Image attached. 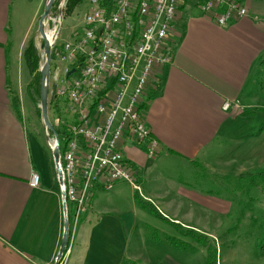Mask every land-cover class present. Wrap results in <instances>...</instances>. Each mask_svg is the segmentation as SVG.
<instances>
[{"label": "crops", "instance_id": "0c3cea01", "mask_svg": "<svg viewBox=\"0 0 264 264\" xmlns=\"http://www.w3.org/2000/svg\"><path fill=\"white\" fill-rule=\"evenodd\" d=\"M29 1L0 0V264H55L64 228L53 154L12 106L11 80L20 75L17 54L29 34L23 27ZM239 1L249 15L221 27L202 13L197 0H183L170 35L173 63L154 70L141 102L160 154L150 159L145 143L131 135L122 140L120 149L135 169L141 193L127 182L111 191L96 187L68 264H147L141 258L161 248L154 244L156 251L148 250L146 242L166 234L153 217L175 226L172 233L201 231L193 225L195 206L211 207L198 197L204 195L203 172L264 177V130L254 132V121L248 122L250 132L240 130L245 118L264 114L259 107L264 89H254L264 81V0ZM33 173L40 176L37 187L30 185Z\"/></svg>", "mask_w": 264, "mask_h": 264}, {"label": "built area", "instance_id": "2783aa9c", "mask_svg": "<svg viewBox=\"0 0 264 264\" xmlns=\"http://www.w3.org/2000/svg\"><path fill=\"white\" fill-rule=\"evenodd\" d=\"M103 2L89 0L85 35L76 44L65 42L61 51L57 32L63 11L51 19L56 35L52 50L56 49L57 58L73 65L82 58L76 69L79 75L57 84V98L68 101L75 117L60 147L63 184H59L63 214L67 210L69 215L70 210L75 224L87 212L96 187L111 191L116 182H127L141 193L135 169L120 149L127 135L146 144L150 159L160 154L159 143L146 126L141 102L154 70L173 63L170 35L183 0H113L112 11ZM197 2L202 13L221 27L249 15L239 0ZM230 107L226 102L223 110ZM54 144H50L51 150ZM39 179V174L33 173L30 185L37 187Z\"/></svg>", "mask_w": 264, "mask_h": 264}, {"label": "rangeland", "instance_id": "374dc122", "mask_svg": "<svg viewBox=\"0 0 264 264\" xmlns=\"http://www.w3.org/2000/svg\"><path fill=\"white\" fill-rule=\"evenodd\" d=\"M47 1L48 0H30L25 4L23 10V27L25 26V28L29 30V34L27 36V43L23 47H21L22 44H20L21 49H19L17 54L19 57L20 75L17 74L16 77L11 80V96L19 97L20 113L22 115L24 114L29 127L30 124H33L35 127L34 130L40 132L44 136L47 142V148L52 153L50 144L55 142L54 137L52 133L46 131L43 124L42 110L40 108L41 95L38 96L36 91H33V89L29 87L32 76L30 75L29 68L23 57L29 41L34 40V46L40 56L41 67L39 70L41 72V68L45 63L44 43L38 32V27ZM67 2L68 0H57L46 22V32L49 34L53 32L54 28L51 19L57 18L59 12L63 11V22L61 26L58 24L57 32V48L59 51L63 50V44L65 42L76 44L83 38L86 32L84 18L90 9L89 0H84L72 14L67 15L65 13ZM61 4H64L62 8H60ZM73 69H75L73 68V63L67 60L62 61L57 58L56 49H53L50 91H52L53 85L61 84V82L67 78V74ZM79 73L80 71H77L70 79L76 78ZM261 87L264 89V81H259L254 89H257L258 93H261ZM262 93L263 96L259 99L261 100L259 102V107H264V92ZM52 100H54V102L51 104ZM263 116L264 114L258 113L257 117L245 118V122L241 123L240 130L246 133L250 132L251 125L248 122L254 121L255 128L253 131H259L261 133L264 130ZM49 117L55 129L61 132L65 129L68 130L69 126L75 123V117L69 110L68 101L64 98L59 99L57 96L55 98L50 96ZM59 140L60 147L62 148L63 141L61 143L60 136ZM199 164L202 168L204 167L202 162H199ZM203 173L207 178L204 179L205 186L202 190L204 195L198 197H202L205 201H209L211 207L207 205L195 206V222L193 224L195 228L201 230L193 229L195 233L199 232V235L204 236L202 240L195 239L194 236L197 235L194 234V236H184L182 233H172V229L176 230L175 226L162 223L160 221L161 219L153 217L158 226L160 223L164 224V232L166 234L159 232L160 236L152 235L154 240L146 242L148 250L152 247L154 248L155 244L161 248V252L157 251L156 255L151 256L145 255L141 258L142 261L147 264H208V257L212 254L216 258L217 264H264V177H245L241 180L234 177L232 174L223 176L215 172ZM117 183L118 182H116V184ZM222 200H226L229 204L226 203V206L221 202ZM219 202L227 207L225 211L220 209ZM70 207L71 204L68 203V208ZM162 211L170 215L167 210L162 209ZM159 212H161V210H159ZM71 217L69 210V248L62 261L59 263L56 261L55 264L69 263L70 248L73 243L74 235L76 234L75 232L78 229L77 227H79L80 224V221L75 224L73 221L74 217ZM204 220L206 221L205 223L203 222ZM168 231H170V233H167ZM161 235H171L175 237L169 240ZM129 264L135 263L132 262Z\"/></svg>", "mask_w": 264, "mask_h": 264}, {"label": "water", "instance_id": "95a60500", "mask_svg": "<svg viewBox=\"0 0 264 264\" xmlns=\"http://www.w3.org/2000/svg\"><path fill=\"white\" fill-rule=\"evenodd\" d=\"M57 0H48L46 3V7L44 10L43 15L41 16L39 20V27L38 32L41 36V39L44 43V59L45 63L43 67L41 68V110H42V117H43V124L46 128V131L48 133H52L54 137V147L52 149L54 164L57 169L58 178H59V184H63V173L60 168V140H59V134L57 133L54 125L52 124L50 117H49V99L50 96L52 98H55L57 96V85H53L52 91H50V74H51V63H52V43L48 39V36L45 32V22L48 19V17L51 15L52 9L54 7V4ZM76 69H73L71 72L67 74V78L72 76L76 73ZM63 196L65 194L63 193ZM65 210V208H64ZM70 245V222L67 215V210L65 211V218H64V231L62 235L61 240V246L58 254V261L63 259L65 256L66 251L68 250Z\"/></svg>", "mask_w": 264, "mask_h": 264}, {"label": "trees", "instance_id": "16d2710c", "mask_svg": "<svg viewBox=\"0 0 264 264\" xmlns=\"http://www.w3.org/2000/svg\"><path fill=\"white\" fill-rule=\"evenodd\" d=\"M84 2V0H68L67 2V8L65 13L67 15L72 14L76 8L81 5ZM56 5V4H55ZM103 6L108 10V11H112L113 8V0H104L103 2ZM24 57V61L27 65V67L29 68L30 71V75L31 77V82L29 84L30 89L32 88L33 91H36L37 95H41V72L39 70V68L41 67L40 65V56L34 46V40H30L28 43V46L26 48V50L24 51L23 54ZM81 61L82 58L79 60V62L75 65H73V68L79 70V67L81 66ZM34 86V87H33ZM19 97L18 96H12V106L15 110H17V112L19 113ZM54 102V100H52L51 104ZM144 109L146 110V107L143 106ZM40 113V112H39ZM61 138V143L62 141L68 137V130L65 129L64 131H60V130H56ZM66 136V137H65ZM139 201V203H142L144 205V207L146 206L143 202H141L140 198L138 197L137 199ZM155 211V210H154ZM156 212V211H155ZM197 236H194V235ZM188 235H193L195 237V239L197 240H202V238L204 236L199 235L198 233H195V231L193 230H189ZM131 262L129 261H125L124 264H129ZM208 264H217L216 258L210 254L208 257Z\"/></svg>", "mask_w": 264, "mask_h": 264}, {"label": "bare ground", "instance_id": "6f19581e", "mask_svg": "<svg viewBox=\"0 0 264 264\" xmlns=\"http://www.w3.org/2000/svg\"><path fill=\"white\" fill-rule=\"evenodd\" d=\"M46 22H47V20H46ZM46 22H45V32H46ZM49 30V29H48ZM46 34H47V32H46ZM47 36H48V39L50 40V42L52 41V38L54 37V39L56 38L55 36V33L54 32H51V33H49V34H47ZM130 185H132L133 186V188H134V184H130Z\"/></svg>", "mask_w": 264, "mask_h": 264}]
</instances>
